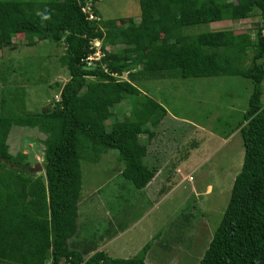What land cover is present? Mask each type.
<instances>
[{
  "label": "trees",
  "instance_id": "1",
  "mask_svg": "<svg viewBox=\"0 0 264 264\" xmlns=\"http://www.w3.org/2000/svg\"><path fill=\"white\" fill-rule=\"evenodd\" d=\"M98 1L0 0V51L17 36H25L27 46L62 45L59 62L69 74L52 107L0 115V264H146L151 243L128 258L98 251L85 259L75 249L81 161L97 164L104 153L116 150L123 164L120 176L145 190L154 172L145 164L147 145L140 138L153 139L169 114L141 85L224 76L253 85L237 126L244 155L222 218L195 264H264V24L254 40L247 32L227 29L184 33L226 17L244 20L254 8L264 22V0H137L139 22L126 26L118 19H99ZM87 7L97 20H88ZM96 40L103 56L88 65ZM125 100L130 114L108 129L113 108ZM12 127L45 135L39 176L9 166L29 165L25 154L9 153Z\"/></svg>",
  "mask_w": 264,
  "mask_h": 264
},
{
  "label": "rangeland",
  "instance_id": "2",
  "mask_svg": "<svg viewBox=\"0 0 264 264\" xmlns=\"http://www.w3.org/2000/svg\"><path fill=\"white\" fill-rule=\"evenodd\" d=\"M94 5L101 20L118 19L119 26L139 22L137 0H100ZM263 24L261 13L254 8L244 20L232 21L226 17L220 22L185 28L184 33L227 29L247 32L254 40ZM25 42V36H17L0 51L1 116L52 107L61 86L69 79L59 62L64 52L62 45L42 42L27 46ZM93 44L95 52H99L101 42L96 40ZM117 48L107 47V50ZM251 57L252 54L246 59V65ZM143 84L142 92L169 114L155 130L153 139L147 142L145 136L140 138L147 145L145 164L154 172L148 191L135 189L120 176L123 164L118 161L116 150L104 153L97 164L82 160L78 217L84 219L82 223L86 222L85 232L94 234L96 245L102 240L108 245L106 242L116 237L105 249L112 254L118 253L110 246L112 249L123 246L126 252L120 255L133 257L151 243L146 264H195L222 218L233 180L242 165L244 148L237 126L253 85L249 80L229 76ZM262 90L264 103V82ZM130 110L128 100L113 108L114 118L105 123L108 129L114 120L128 116ZM159 129L164 131L163 135ZM44 139L45 135L36 129L12 127L7 139L9 153L25 154L29 165L39 162L42 166ZM119 204L122 213L117 216L119 221H113L114 225L109 214L115 216V206ZM120 229L122 234L117 239Z\"/></svg>",
  "mask_w": 264,
  "mask_h": 264
},
{
  "label": "crops",
  "instance_id": "3",
  "mask_svg": "<svg viewBox=\"0 0 264 264\" xmlns=\"http://www.w3.org/2000/svg\"><path fill=\"white\" fill-rule=\"evenodd\" d=\"M223 30H225V29H223ZM238 130V129H237ZM147 188V187H146ZM146 188H145V190H143L144 192H147L148 190H146ZM123 204L124 205H127L126 204V202L125 201H123ZM118 207L119 208H121V204H119L118 205ZM120 210V209H119ZM118 213H119V211H117L116 212V214H115V216H113V215H111V214H109V217H110V219L109 220H111L112 222L114 221V220H117V221H119L118 220ZM81 216V215H80ZM81 218V217H80ZM80 218L78 217V219H77V236H76V239H73L74 241H75V249L78 251V252H80V253H82V254H84V257H85V259H87L88 257H90L91 255H93L96 251L95 250H98V251H104L109 257H112V258H128V257H124V256H122V255H120L122 252H126V250L124 249V247L122 246V248H114V249H112L113 247L112 246H110V248H111V250L112 251H114L115 253H118V254H112L111 252H108V251H106L107 250V247H108V245H112V243H113V240L114 239H116V237L115 238H113V239H110L108 242H106L108 245H106V244H103L102 243V241L101 242H98L97 244L98 245H96V242H97V239L94 237V234L92 233V232H90V231H88V232H85V229H83V225H85L86 224V222H85V224L84 223H82L81 221L83 220L84 221V219L82 218V220H80ZM114 223V222H113ZM114 225H116L115 223H114ZM119 225H120V223H119ZM120 232H121V229H120V231L118 232V234H116L117 236L120 234ZM122 234V233H121ZM121 234L119 235V237L117 238V239H119L120 238V236H121ZM114 237V236H113ZM98 246V247H97ZM106 249V250H105ZM92 250H94V251H92ZM90 251H92L93 253L92 254H90ZM97 251V252H98ZM89 252V253H88Z\"/></svg>",
  "mask_w": 264,
  "mask_h": 264
},
{
  "label": "water",
  "instance_id": "4",
  "mask_svg": "<svg viewBox=\"0 0 264 264\" xmlns=\"http://www.w3.org/2000/svg\"><path fill=\"white\" fill-rule=\"evenodd\" d=\"M10 167L13 168H18L21 170H25L28 173H41L43 168L41 166V164L39 162L33 164V165H27V164H23V165H18V164H9Z\"/></svg>",
  "mask_w": 264,
  "mask_h": 264
},
{
  "label": "built area",
  "instance_id": "5",
  "mask_svg": "<svg viewBox=\"0 0 264 264\" xmlns=\"http://www.w3.org/2000/svg\"><path fill=\"white\" fill-rule=\"evenodd\" d=\"M83 11L87 14V18L88 20H97V18L92 14L91 10L89 7L84 8ZM94 46V44H93ZM99 52H95L93 55H91L87 61H91V63L95 60H98L99 58H101L103 56V53L101 52V50H98ZM91 63H88V65H90Z\"/></svg>",
  "mask_w": 264,
  "mask_h": 264
},
{
  "label": "clouds",
  "instance_id": "6",
  "mask_svg": "<svg viewBox=\"0 0 264 264\" xmlns=\"http://www.w3.org/2000/svg\"><path fill=\"white\" fill-rule=\"evenodd\" d=\"M43 18H44V19H48L49 17H48V16H44Z\"/></svg>",
  "mask_w": 264,
  "mask_h": 264
}]
</instances>
